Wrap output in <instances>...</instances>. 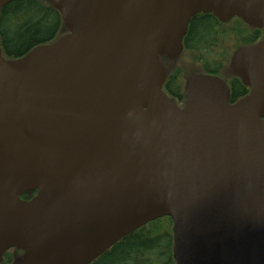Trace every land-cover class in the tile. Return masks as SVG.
Segmentation results:
<instances>
[{"label":"water","instance_id":"water-1","mask_svg":"<svg viewBox=\"0 0 264 264\" xmlns=\"http://www.w3.org/2000/svg\"><path fill=\"white\" fill-rule=\"evenodd\" d=\"M47 1L68 33L0 46V261L90 264L168 217L175 264H264V0ZM202 13L263 38L233 57L247 95L202 74L179 108L160 57Z\"/></svg>","mask_w":264,"mask_h":264},{"label":"trees","instance_id":"trees-1","mask_svg":"<svg viewBox=\"0 0 264 264\" xmlns=\"http://www.w3.org/2000/svg\"><path fill=\"white\" fill-rule=\"evenodd\" d=\"M241 23L248 27L243 22ZM237 25L239 24L235 23L230 27L234 31V28L238 27ZM221 26L223 25L219 24L212 14L194 16L184 40L185 52L196 49V59H205L206 56L201 54L204 51L206 54L210 53L209 46L217 39ZM250 30H252V35L247 43L249 45L261 40L263 36L259 29L250 28ZM67 32L60 13L47 0H14L1 10L0 46L3 56L7 59L19 58L38 45L56 41ZM237 47L239 48L240 45L228 49L229 53L225 56V62H201L205 63L204 66L198 62L189 64L183 62L185 66L177 70L176 67L169 68L170 76L166 91L183 101L186 82L195 74H212L225 79L224 71L231 70L229 61ZM220 57L221 54L218 55V58ZM197 63L199 66H196ZM231 71L230 102L234 103L244 97L249 89L244 85L242 79L235 75L233 70ZM90 264H175L171 218H160L137 229L122 238Z\"/></svg>","mask_w":264,"mask_h":264},{"label":"flooded vegetation","instance_id":"flooded-vegetation-1","mask_svg":"<svg viewBox=\"0 0 264 264\" xmlns=\"http://www.w3.org/2000/svg\"><path fill=\"white\" fill-rule=\"evenodd\" d=\"M215 17V16H214ZM219 24H222L223 26L220 27L218 34H217V39L214 41L213 44H211L209 46V52H207V54L205 53L206 51H204L201 55L206 56L205 59L203 58H197V55L195 54V50L196 49H191L187 52H185V43H184V48L182 53L174 59H171L169 57L166 56H162L161 57V61L163 62V64L165 65L166 71H167V76H166V80L164 82V91L167 93V95H169V97L171 99H173L177 105L179 107H183L184 103H185V99L182 101L180 98L178 99L177 97H175L174 95L170 94L169 92L166 91V85H167V81L168 78L170 76L169 72V68L172 67H176V70L181 68L182 66H185L183 62H188L187 64L194 63V62H198L201 66H204L205 63H201V62H225L224 59L226 54L229 53L228 49H232L235 45L238 46L240 45V47L233 52V56L231 58V60L229 62H233V57L234 55L241 49L243 48H247V47H251L254 44H247L248 41L250 40V36L252 35V30H250L251 27H245L242 25V23L237 20V19H231L229 21H220L217 17H215ZM238 23L239 25H237V28H234V31L232 30V28L230 27V25ZM186 38V36H185ZM185 40V39H184ZM243 44V46H242ZM184 54V56H183ZM211 56H210V55ZM221 54V57L218 58V55ZM214 56V58H212ZM198 63L196 64V66H199ZM232 70V69H231ZM227 72L226 70L224 71L225 76V81H227L228 83H230V80L232 78V71ZM234 73V72H233ZM235 74V73H234ZM189 81V80H188ZM188 83V82H187ZM187 85V84H186ZM187 87V86H186ZM37 194V192H29L27 194H25L22 198L25 200H30L32 199L33 196H35ZM9 254V255H8ZM7 255V256H6ZM23 256V253L17 250H10L8 251V253L3 255V259L0 261V264H12L17 258H20Z\"/></svg>","mask_w":264,"mask_h":264}]
</instances>
